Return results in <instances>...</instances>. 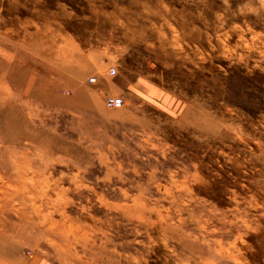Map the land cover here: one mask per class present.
I'll use <instances>...</instances> for the list:
<instances>
[{"label": "rangeland", "instance_id": "obj_1", "mask_svg": "<svg viewBox=\"0 0 264 264\" xmlns=\"http://www.w3.org/2000/svg\"><path fill=\"white\" fill-rule=\"evenodd\" d=\"M0 49V137L10 120L20 163L58 158L70 262L264 264V0H0ZM17 242L60 264L38 231Z\"/></svg>", "mask_w": 264, "mask_h": 264}, {"label": "bare ground", "instance_id": "obj_2", "mask_svg": "<svg viewBox=\"0 0 264 264\" xmlns=\"http://www.w3.org/2000/svg\"><path fill=\"white\" fill-rule=\"evenodd\" d=\"M0 51L2 50L0 49ZM0 71V101L5 102L8 99L5 89L9 88H6L8 86L6 84L3 86L2 81L8 78L9 74L6 71L2 72V69ZM6 125L5 138L0 137V142L3 143V147L0 150L4 156L3 162H0V169H4L6 172L8 170L10 171V174L13 176V181L10 180V183H7V185L11 189H15V191L12 194V192L7 190L0 196V264H10L8 260L14 256L17 263L21 264H47L45 259L48 255L43 251V260L36 263L33 261L34 258H23L17 254L19 249L17 240L24 239L26 234L34 231H38L42 238L46 237V240L53 242L54 246L60 249V253H58L60 264H74L69 259L74 257L77 259V257L80 258L83 256L76 245L79 243L78 240L83 237L82 235H75L74 237L71 235L76 229L74 220L68 216L66 209V204L71 202V197L67 190L59 184L58 178L55 177L58 180L52 179L50 176L52 170L50 171L51 174L48 172L49 167L58 158H54L47 153H38L39 165L41 164L42 166L36 168L33 165L32 158L28 156L29 154H22L20 156L25 163H20L17 149L19 146L17 144L21 141V137L12 133L10 120H7ZM6 163L8 164L5 167L4 165ZM61 174L60 176L62 177L63 175ZM15 198L17 199L13 202ZM10 210L14 211L17 221L14 220L9 223L5 220L12 219L11 215H9L10 217L7 216V214H10ZM57 212L61 213V218L55 215ZM52 234H56L59 239L54 240L50 237ZM87 248L89 247L87 246ZM91 249H93V246ZM62 250L65 253L61 252ZM100 253L101 249L96 248L94 250L92 263L98 264L101 261L102 255Z\"/></svg>", "mask_w": 264, "mask_h": 264}, {"label": "built area", "instance_id": "obj_3", "mask_svg": "<svg viewBox=\"0 0 264 264\" xmlns=\"http://www.w3.org/2000/svg\"><path fill=\"white\" fill-rule=\"evenodd\" d=\"M116 72H117L116 67L113 66L110 68V73L115 74ZM107 104L111 107H121L124 105V98L122 96H116V95L108 96Z\"/></svg>", "mask_w": 264, "mask_h": 264}]
</instances>
